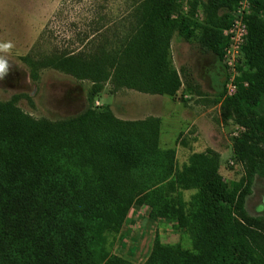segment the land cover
Returning <instances> with one entry per match:
<instances>
[{
	"label": "trees",
	"instance_id": "1",
	"mask_svg": "<svg viewBox=\"0 0 264 264\" xmlns=\"http://www.w3.org/2000/svg\"><path fill=\"white\" fill-rule=\"evenodd\" d=\"M248 1L240 47L246 67L221 105L245 127L234 143L238 158L264 175V112L255 109L264 94V0ZM236 2L201 4L208 23L204 39L217 57L226 42L221 29ZM173 7L174 0H132L120 17L124 30L111 35L115 41L101 34L78 49L22 59L32 77L37 68L51 67L89 80L93 92L110 82L174 95L179 79L169 41L174 31H188L190 19ZM158 130L159 119L151 115L120 119L108 109L87 107L49 120L0 100V264H135L105 253L101 263L88 240L98 231L104 245L127 198L142 192L178 220L193 251L156 246L141 264H264V218L248 215L236 187L221 180L218 154L194 152L177 171L171 150L157 146ZM171 174L182 187L196 189L189 201L175 186L166 189ZM204 247L210 254L201 257Z\"/></svg>",
	"mask_w": 264,
	"mask_h": 264
},
{
	"label": "rangeland",
	"instance_id": "2",
	"mask_svg": "<svg viewBox=\"0 0 264 264\" xmlns=\"http://www.w3.org/2000/svg\"><path fill=\"white\" fill-rule=\"evenodd\" d=\"M131 1L0 0V60L5 63V71L0 73V100H11L31 116L49 120L87 107L108 109L120 119L156 116L157 146L171 150L177 171L187 166L194 152L217 153L216 173L221 180L236 187L248 215L264 218V175L250 171L238 158L234 143L245 127L221 105L223 97L236 89L228 86V81L236 85L246 63L241 56L225 61L209 50L204 39L208 23L201 5L205 0H174L173 13L190 19L188 31H174L169 41V57L179 79L174 95L115 87L110 82L93 92L89 80L51 67L37 68L36 76H31L29 65L22 59L24 54L37 57L54 50L78 49L90 37L101 34L115 41L111 35L124 30L120 17ZM255 109L264 112V94ZM173 177L171 174L167 179L166 189L175 186L183 201H189L196 189L182 187ZM140 194L127 198L119 223L106 233L104 245L98 231L92 233V241L88 240L101 263L105 254H113L141 264L156 246L193 251L192 239L178 220L160 212V204L153 198ZM209 254L204 247L201 257Z\"/></svg>",
	"mask_w": 264,
	"mask_h": 264
},
{
	"label": "built area",
	"instance_id": "3",
	"mask_svg": "<svg viewBox=\"0 0 264 264\" xmlns=\"http://www.w3.org/2000/svg\"><path fill=\"white\" fill-rule=\"evenodd\" d=\"M249 11L250 4L248 0H237L230 11V23L221 29V33L226 37V42L222 47V56L225 61L241 56L240 47L246 34V25L243 16ZM229 85L232 89L236 88V85L231 79L228 81Z\"/></svg>",
	"mask_w": 264,
	"mask_h": 264
},
{
	"label": "clouds",
	"instance_id": "4",
	"mask_svg": "<svg viewBox=\"0 0 264 264\" xmlns=\"http://www.w3.org/2000/svg\"><path fill=\"white\" fill-rule=\"evenodd\" d=\"M5 71V63L4 61L0 60V73H3Z\"/></svg>",
	"mask_w": 264,
	"mask_h": 264
}]
</instances>
